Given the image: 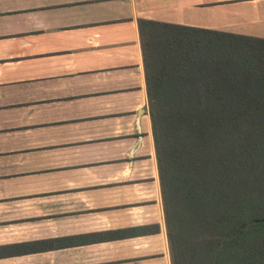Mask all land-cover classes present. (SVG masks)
<instances>
[{"label":"crops","instance_id":"0c3cea01","mask_svg":"<svg viewBox=\"0 0 264 264\" xmlns=\"http://www.w3.org/2000/svg\"><path fill=\"white\" fill-rule=\"evenodd\" d=\"M140 20L264 40V0H0V264H173Z\"/></svg>","mask_w":264,"mask_h":264},{"label":"trees","instance_id":"16d2710c","mask_svg":"<svg viewBox=\"0 0 264 264\" xmlns=\"http://www.w3.org/2000/svg\"><path fill=\"white\" fill-rule=\"evenodd\" d=\"M173 264H264V40L140 20Z\"/></svg>","mask_w":264,"mask_h":264}]
</instances>
